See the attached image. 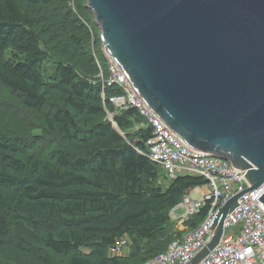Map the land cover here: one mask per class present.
I'll list each match as a JSON object with an SVG mask.
<instances>
[{
	"label": "trees",
	"instance_id": "1",
	"mask_svg": "<svg viewBox=\"0 0 264 264\" xmlns=\"http://www.w3.org/2000/svg\"><path fill=\"white\" fill-rule=\"evenodd\" d=\"M84 9L0 0V264H142L184 235L173 239L171 212L207 185L167 182L140 112L110 103L117 86L104 102L98 62L106 75L109 60ZM126 236L128 253L110 256Z\"/></svg>",
	"mask_w": 264,
	"mask_h": 264
},
{
	"label": "water",
	"instance_id": "2",
	"mask_svg": "<svg viewBox=\"0 0 264 264\" xmlns=\"http://www.w3.org/2000/svg\"><path fill=\"white\" fill-rule=\"evenodd\" d=\"M87 1L105 55L148 112L191 151L246 171L248 191L262 186L264 0ZM237 205L220 210L211 242L189 264L219 245Z\"/></svg>",
	"mask_w": 264,
	"mask_h": 264
},
{
	"label": "built area",
	"instance_id": "3",
	"mask_svg": "<svg viewBox=\"0 0 264 264\" xmlns=\"http://www.w3.org/2000/svg\"><path fill=\"white\" fill-rule=\"evenodd\" d=\"M108 60L106 75L98 62L103 100H106V87L117 86L122 92L111 97L110 103L118 110L136 108L140 112L145 120L142 126L152 129V137L147 142L149 158L162 167L169 181L179 176L199 177L207 181L206 190L195 188L198 199L192 198L190 192H187L178 205L186 209L185 214L178 219L182 225L202 208L209 207L204 220L181 238L173 240L166 252L142 264L191 263L211 242L214 236L213 226L220 210L236 197L238 205L224 221V232L219 245L200 264H264V204L258 199L264 193V184L256 191H248L252 186L245 177L246 171L234 172L231 162L210 154H198L187 148L148 112L144 103L130 89L119 67L109 58ZM108 117L112 120L111 114ZM235 227H240L239 233L233 231ZM229 229L232 232L227 234ZM129 246L128 237L120 238L109 249V255L124 256L128 253Z\"/></svg>",
	"mask_w": 264,
	"mask_h": 264
},
{
	"label": "rangeland",
	"instance_id": "4",
	"mask_svg": "<svg viewBox=\"0 0 264 264\" xmlns=\"http://www.w3.org/2000/svg\"><path fill=\"white\" fill-rule=\"evenodd\" d=\"M64 1H67V0H61V2H64ZM69 4L72 6L74 4H81L83 6H85V9L83 10L82 14L83 16L87 19V22H94L96 23L95 21V16H94V12L92 11V9L90 7H88V1L87 0H69ZM96 27H97V31L100 32V38H101V29L100 27L96 24ZM98 48V47H97ZM13 126H17V124H15L14 122H12ZM21 126L19 125V128ZM203 189H207V186H204ZM191 197L194 198V199H198L199 196L196 194V192L194 191L192 194H191ZM185 209V208H184ZM182 213V210H178L176 212V214H180L181 215ZM180 215H177V216H180ZM176 229L174 228V231L175 233H173V235H175L173 237V239L177 236V237H180L182 234H185L187 232H189L190 230L188 229V227H186L185 225H182V223H180L179 220H177V224H176ZM233 231L235 233H239L240 231V227H235L233 228ZM232 232V229H229L227 234L231 233ZM127 237V236H126ZM178 239V238H177ZM130 241V240H129Z\"/></svg>",
	"mask_w": 264,
	"mask_h": 264
},
{
	"label": "crops",
	"instance_id": "5",
	"mask_svg": "<svg viewBox=\"0 0 264 264\" xmlns=\"http://www.w3.org/2000/svg\"><path fill=\"white\" fill-rule=\"evenodd\" d=\"M166 174V173H165ZM167 177V176H166ZM168 178H167V182H168ZM207 186V185H205ZM204 186H202L201 188H203ZM195 191V188L194 189H190L188 190L187 192H190V194H192L193 192ZM186 192V194H187ZM185 194V195H186ZM183 200V199H182ZM178 210H182V213L181 215L180 214H176V212ZM185 214V209L184 208H179L178 206L171 212V221L174 222L175 224H177V220L180 219L183 215ZM177 215H180V216H177ZM186 234V233H185Z\"/></svg>",
	"mask_w": 264,
	"mask_h": 264
},
{
	"label": "bare ground",
	"instance_id": "6",
	"mask_svg": "<svg viewBox=\"0 0 264 264\" xmlns=\"http://www.w3.org/2000/svg\"><path fill=\"white\" fill-rule=\"evenodd\" d=\"M179 208H184V207H179ZM185 212H186V209H185Z\"/></svg>",
	"mask_w": 264,
	"mask_h": 264
}]
</instances>
